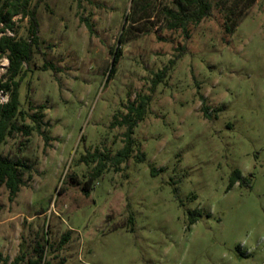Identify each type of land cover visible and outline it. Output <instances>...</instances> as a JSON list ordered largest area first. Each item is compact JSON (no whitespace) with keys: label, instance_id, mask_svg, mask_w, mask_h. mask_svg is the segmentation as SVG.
Masks as SVG:
<instances>
[{"label":"rangeland","instance_id":"374dc122","mask_svg":"<svg viewBox=\"0 0 264 264\" xmlns=\"http://www.w3.org/2000/svg\"><path fill=\"white\" fill-rule=\"evenodd\" d=\"M210 2L185 37L168 28L172 0H151L135 24L131 0H31L43 54L24 66L21 131L0 147L26 165L13 202L0 186V264L40 249L43 264H264V0ZM14 21L27 39L28 20ZM140 97L150 101L132 155L104 161L85 197L97 164L81 159L122 149L125 129L111 124ZM234 170L250 188H229Z\"/></svg>","mask_w":264,"mask_h":264},{"label":"trees","instance_id":"16d2710c","mask_svg":"<svg viewBox=\"0 0 264 264\" xmlns=\"http://www.w3.org/2000/svg\"><path fill=\"white\" fill-rule=\"evenodd\" d=\"M131 2L136 11L134 17L131 19L132 23H137V20L142 16L144 19L147 18L145 10L150 7L151 0H131ZM172 3L174 10L166 9L165 11V15L168 16V28L173 30L180 29L185 37H188L187 26L189 24L198 25L203 18L211 15L213 9L210 0H172ZM253 3L254 0H247L246 8H250ZM140 11L142 15H139ZM230 14H232V11H230ZM242 15L243 13H240L235 19L228 18L229 23L225 25L227 34H232L235 31ZM16 16L28 20L29 27L27 39H17L15 36L16 22L14 21V17ZM7 33L12 34V36H8ZM37 34L38 23L36 19V6H31V0H0V59L6 58L8 61V67L5 73L0 77V92L8 96V101L5 104H0V147L7 137L21 131L15 121L18 118L23 119L24 117V113L20 111L19 102V88L22 81V74L24 73V66L27 67L29 65L35 51L43 54L40 50V42ZM123 37L124 31L121 32L118 39L120 45L124 44ZM120 58L121 50L116 48L112 54L107 80L114 74ZM173 66L174 62L170 61L168 67H165L153 76L151 80V91L159 84H162L164 79L168 77ZM149 101V97H140L138 102L130 103L127 106L126 115L120 120L116 119L111 124L112 128L120 127L125 129L123 134L124 145L112 158H102L100 154L94 153L88 154L81 159L85 164H97L89 180L82 187V192L85 197L90 195V184L92 181L102 173L104 161L118 168L130 158L134 147V129L144 120ZM39 110H42V107H39ZM201 113L205 119H210L206 107L203 106L201 108ZM31 118L37 122V120H40L41 115L36 113L32 115ZM37 130H39V127H37ZM136 159L137 162H143L144 155L140 154ZM21 169H26V165L21 161H9L0 154V186H4L7 190V199L9 202L14 201L19 192V187L22 184ZM154 173L155 171L152 169L151 174L153 175ZM237 183L239 185L246 184L247 188L251 187L249 181L243 179L238 170H234L229 178V188ZM19 260V258H16L10 264H18ZM27 264H43L41 249L38 258Z\"/></svg>","mask_w":264,"mask_h":264},{"label":"built area","instance_id":"2783aa9c","mask_svg":"<svg viewBox=\"0 0 264 264\" xmlns=\"http://www.w3.org/2000/svg\"><path fill=\"white\" fill-rule=\"evenodd\" d=\"M3 62H0V77L5 73L6 68L8 67V61L6 60V58H3ZM8 101V96L2 94V92H0V104H5Z\"/></svg>","mask_w":264,"mask_h":264}]
</instances>
